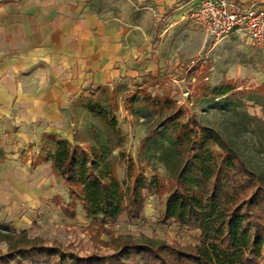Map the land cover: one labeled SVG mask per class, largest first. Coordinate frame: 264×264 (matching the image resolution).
<instances>
[{
  "label": "trees",
  "instance_id": "16d2710c",
  "mask_svg": "<svg viewBox=\"0 0 264 264\" xmlns=\"http://www.w3.org/2000/svg\"><path fill=\"white\" fill-rule=\"evenodd\" d=\"M205 75L203 71L198 77V99L219 100L232 113L236 129L250 133L256 152L264 156V81L239 88L223 79L211 86ZM108 102L106 108L87 107L103 122L104 131L90 126L86 148L43 136L36 160H50L67 189L66 202L59 197L54 201L63 213L74 217L79 208L92 225L105 229L123 215L129 221L140 219L147 196L164 195L159 221L199 231L198 242L180 247L115 237L109 253H78L0 223V264H264V174L245 160L233 141L201 123L168 93L153 98L145 88H136L126 92L124 108L135 114L145 107L155 115L141 147L154 148L168 174L147 178L129 159L121 180L117 168L124 155L115 150L124 137L113 114L118 109L116 92ZM247 103L258 106L260 115L251 114ZM5 157L0 146V162Z\"/></svg>",
  "mask_w": 264,
  "mask_h": 264
},
{
  "label": "crops",
  "instance_id": "0c3cea01",
  "mask_svg": "<svg viewBox=\"0 0 264 264\" xmlns=\"http://www.w3.org/2000/svg\"><path fill=\"white\" fill-rule=\"evenodd\" d=\"M235 1L246 5L252 0ZM198 4L0 0V146L6 154L0 162V204L16 198L29 205L47 200L49 193L40 188L56 178L51 161L29 172L35 159L23 163L22 156L32 150L36 158L44 135L72 143L68 114L78 98L109 86L127 70H152L150 29L165 19H187ZM258 73L264 81V69Z\"/></svg>",
  "mask_w": 264,
  "mask_h": 264
},
{
  "label": "rangeland",
  "instance_id": "374dc122",
  "mask_svg": "<svg viewBox=\"0 0 264 264\" xmlns=\"http://www.w3.org/2000/svg\"><path fill=\"white\" fill-rule=\"evenodd\" d=\"M150 30L154 41L147 48L153 56L147 60L152 70H127L108 86L109 91L93 88L80 96L68 114L72 144L86 148L90 140V126L96 125L104 131L103 122L87 107H108V98L114 91L118 109L113 114L124 137L122 146L115 150V154L121 150L124 155L117 168L119 178L123 180L129 159L147 178L153 174L166 178L167 169L154 148L148 151L141 147L143 138L155 121V115L145 107L131 114L123 105L126 92L145 88L153 98L168 93L201 123L220 130L233 141L245 160L264 174V156L256 152L252 135L236 129L232 113L223 108L219 100L201 101L197 97L198 77L203 71L206 73L203 80L211 86L223 79L234 81L239 88L255 87L257 83H262L258 71L264 69V47L248 40L244 32L234 33L213 44L204 30L188 18L182 21L165 19ZM247 106L251 114L260 115L258 106L251 103H247ZM34 154L30 150L21 159L23 163L27 159H35L34 166L30 164L29 172H33L36 164L41 163L36 160L39 154L36 158ZM47 176L48 173L41 176L39 182ZM40 189L42 193H49L47 200L41 204L29 205L18 198L14 199V203L0 204V223L15 230H27L30 237H41L48 243L58 242L78 253H109L110 242L115 237H129L135 242L160 241L180 247L198 242L199 231L180 228L173 222L164 224L159 221L164 195L149 194L140 219L129 221L123 215L117 223L102 229L92 225L79 208L74 217L62 212L60 205L54 201L59 197L66 202L68 198L66 186L60 177L41 184Z\"/></svg>",
  "mask_w": 264,
  "mask_h": 264
},
{
  "label": "built area",
  "instance_id": "2783aa9c",
  "mask_svg": "<svg viewBox=\"0 0 264 264\" xmlns=\"http://www.w3.org/2000/svg\"><path fill=\"white\" fill-rule=\"evenodd\" d=\"M262 0L241 5L235 0H199L186 17L202 28L213 44L244 32L256 46H264V6Z\"/></svg>",
  "mask_w": 264,
  "mask_h": 264
}]
</instances>
